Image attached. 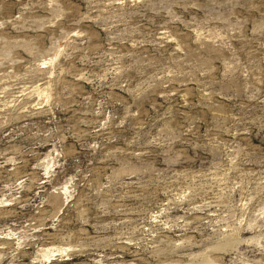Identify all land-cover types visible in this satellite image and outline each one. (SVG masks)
<instances>
[{
  "label": "rangeland",
  "instance_id": "obj_1",
  "mask_svg": "<svg viewBox=\"0 0 264 264\" xmlns=\"http://www.w3.org/2000/svg\"><path fill=\"white\" fill-rule=\"evenodd\" d=\"M0 264H264V0H0Z\"/></svg>",
  "mask_w": 264,
  "mask_h": 264
}]
</instances>
